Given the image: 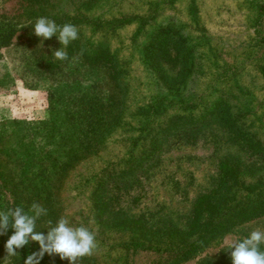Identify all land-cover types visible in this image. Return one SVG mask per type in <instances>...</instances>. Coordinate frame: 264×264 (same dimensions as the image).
<instances>
[{
    "label": "rangeland",
    "instance_id": "rangeland-1",
    "mask_svg": "<svg viewBox=\"0 0 264 264\" xmlns=\"http://www.w3.org/2000/svg\"><path fill=\"white\" fill-rule=\"evenodd\" d=\"M42 16L77 27L68 60ZM0 185L36 231L96 233L78 264H232L264 231V0H0ZM11 235L0 264L39 251Z\"/></svg>",
    "mask_w": 264,
    "mask_h": 264
},
{
    "label": "clouds",
    "instance_id": "clouds-1",
    "mask_svg": "<svg viewBox=\"0 0 264 264\" xmlns=\"http://www.w3.org/2000/svg\"><path fill=\"white\" fill-rule=\"evenodd\" d=\"M34 34L43 40L56 36L62 47L53 52L55 59L68 60L63 50L71 42L79 38L78 29L71 23L60 26L47 17H39L35 21ZM31 213V214H30ZM47 215V209L33 203L28 212L23 207H15L8 211H0V236L5 235L9 227L14 233L5 243L6 257L18 255V249L35 241L39 244V251L27 256L24 264H40L45 253L49 256L58 255L61 260H68L69 264H78L84 257L92 256L98 249L96 233L85 226L72 227L65 218H60L56 225L48 229L47 234L36 231V221ZM51 223V222H49ZM264 244V231L254 230L242 241L229 244L232 264H264V251L260 246Z\"/></svg>",
    "mask_w": 264,
    "mask_h": 264
},
{
    "label": "trees",
    "instance_id": "trees-1",
    "mask_svg": "<svg viewBox=\"0 0 264 264\" xmlns=\"http://www.w3.org/2000/svg\"><path fill=\"white\" fill-rule=\"evenodd\" d=\"M105 53L103 52H99L97 55H90V59L93 61H97L99 60V58L104 57ZM52 64V63H51ZM220 184L223 185L225 183H227L230 178L233 176V167L229 162H222L220 164ZM2 186L0 185V199L3 198V202L0 203V210L1 211H8L9 209H14L15 207H18V205L14 202H10V201H6L5 197L2 195V191H1ZM204 198L203 199H199V204L198 207L195 211V215H198L199 213H201V211L203 210V204H204ZM9 230L12 232V234L14 233V229H12L11 227H9ZM31 245H27L25 247L22 248V250H24L26 252V250H30ZM28 253V252H27ZM33 253V252H32ZM44 262H46L45 258H42L40 260V264H44Z\"/></svg>",
    "mask_w": 264,
    "mask_h": 264
}]
</instances>
